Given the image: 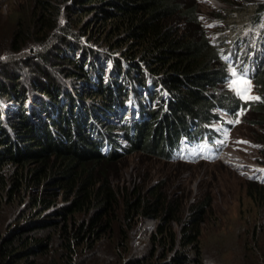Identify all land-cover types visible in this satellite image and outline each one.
I'll return each mask as SVG.
<instances>
[{
    "label": "trees",
    "instance_id": "16d2710c",
    "mask_svg": "<svg viewBox=\"0 0 264 264\" xmlns=\"http://www.w3.org/2000/svg\"><path fill=\"white\" fill-rule=\"evenodd\" d=\"M28 1L0 55V264H132L124 257L130 233L148 219L157 223L149 245L161 260L135 264H202L210 199L183 218L159 185L119 194L110 168L134 152L215 159L221 110L232 119L250 111L264 140V0L245 1L246 29L228 23L237 35L257 31L232 42V57L191 2ZM247 52L258 54L255 65ZM229 67L247 71L259 100L228 90ZM128 103L132 120L121 113ZM256 193L264 203V188Z\"/></svg>",
    "mask_w": 264,
    "mask_h": 264
},
{
    "label": "rangeland",
    "instance_id": "374dc122",
    "mask_svg": "<svg viewBox=\"0 0 264 264\" xmlns=\"http://www.w3.org/2000/svg\"><path fill=\"white\" fill-rule=\"evenodd\" d=\"M183 1L197 5L199 19L206 26L207 35L211 39L216 38L218 34L225 37L226 40L222 41L223 49L226 48L231 57L234 54L232 42L236 44L238 42L240 46L243 36L257 34L255 29L245 30L247 26L244 23L246 21L244 15L239 19V13L250 11V8L245 7L247 5L245 1L248 0H226V4H223L222 0ZM29 8L28 0H0L2 57L9 50L7 48L15 22L22 13L28 16ZM217 11L224 15L225 22L221 23L216 19ZM222 11L227 13L224 14ZM234 19L237 20L236 23L244 24L241 28L245 26V32L241 35L232 33L235 28L229 27L228 23H232ZM241 55L250 57L251 64H256L257 61L253 60L258 56L256 52ZM238 59L240 63L243 62V58ZM249 60L248 58L247 61ZM102 64L108 71L109 64ZM233 70L231 67L228 68L230 81L233 79L231 75ZM230 81L226 87L239 97L229 86ZM250 82L252 85L250 94L258 97L254 84ZM122 111L126 112L124 113L127 115L126 120H132L137 113L135 105L130 103L125 110H121V113ZM218 113L224 123H214V128L219 130L217 142L223 147L215 159L198 158L193 163L179 159L165 161L144 152H134L110 168V180L115 189L120 188L119 194L123 190L132 189H138L145 194L149 189L159 185V191L168 200H176L183 218L187 216L190 206L202 203L206 197L209 198L211 207L206 210L200 226L202 264H260L261 259L258 260L257 254L264 258V203H261L263 198H258L257 203L251 196L257 197L256 191L264 188L263 132L258 125L252 124L254 118L248 110L239 112L235 119L222 110ZM115 120L118 118L115 117ZM156 225V221L150 219L137 222L130 233L127 253L124 255L127 261L135 264L151 258L153 261L161 260L160 251L153 254L149 245ZM171 228L174 233L179 234V224L172 223ZM246 244L250 245L249 251L246 250ZM169 256L170 254L167 257ZM262 262L264 263V259Z\"/></svg>",
    "mask_w": 264,
    "mask_h": 264
},
{
    "label": "snow or ice",
    "instance_id": "6c2138e0",
    "mask_svg": "<svg viewBox=\"0 0 264 264\" xmlns=\"http://www.w3.org/2000/svg\"><path fill=\"white\" fill-rule=\"evenodd\" d=\"M233 79L230 81L229 86L234 92L241 98L246 101L248 100H259L260 97L252 96L251 93V82L247 79V71L241 72L239 75L236 70H233L231 73ZM238 122V121H237Z\"/></svg>",
    "mask_w": 264,
    "mask_h": 264
},
{
    "label": "clouds",
    "instance_id": "9594fccd",
    "mask_svg": "<svg viewBox=\"0 0 264 264\" xmlns=\"http://www.w3.org/2000/svg\"><path fill=\"white\" fill-rule=\"evenodd\" d=\"M218 139H219L218 137H215V138H214V143H215L216 145H218V146H221L222 144H220V143L217 142ZM216 147H217V146H216ZM221 151H222V150H221ZM221 151H220V152H221ZM220 152H219V153H220ZM219 153H217V156H218ZM217 156H216V157H217Z\"/></svg>",
    "mask_w": 264,
    "mask_h": 264
}]
</instances>
